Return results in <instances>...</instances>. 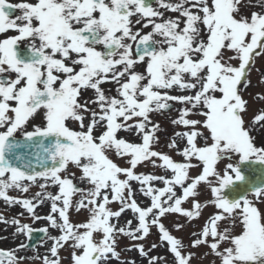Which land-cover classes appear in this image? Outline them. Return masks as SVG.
Returning <instances> with one entry per match:
<instances>
[{"label": "snow or ice", "instance_id": "1", "mask_svg": "<svg viewBox=\"0 0 264 264\" xmlns=\"http://www.w3.org/2000/svg\"><path fill=\"white\" fill-rule=\"evenodd\" d=\"M258 60L264 0H0V264H264Z\"/></svg>", "mask_w": 264, "mask_h": 264}, {"label": "flooded vegetation", "instance_id": "2", "mask_svg": "<svg viewBox=\"0 0 264 264\" xmlns=\"http://www.w3.org/2000/svg\"><path fill=\"white\" fill-rule=\"evenodd\" d=\"M10 2H18V0H10ZM13 195H17V193H13ZM4 210V206L2 204H0V211H3ZM22 209H19V208H15L13 209L11 212H9L8 214L9 215H14L15 213L21 211ZM37 211L40 213V214H46L47 211H48V208L45 206V207H41V208H38ZM25 222H29L31 223L30 221H25ZM46 226V222L45 221H39L35 224H32V227L34 229H40L42 227ZM3 228H4V225H0V236H9V233L11 232V229H8L7 232L3 231ZM49 231L51 232L52 235H56L57 233L52 230V229H49ZM22 240H24L25 242H28L27 241V238L26 237H21ZM9 240L12 241V237L9 236ZM16 243H19V241H13L12 243H8V242H3V241H0V248H10V247H13L14 244ZM51 241H45L43 243V245H39V243L37 244V247L35 249V253H39V254H46V249L47 247L50 245ZM34 252L32 251H28L26 254L29 255V256H32L35 254ZM25 253H21V255H24Z\"/></svg>", "mask_w": 264, "mask_h": 264}, {"label": "rangeland", "instance_id": "3", "mask_svg": "<svg viewBox=\"0 0 264 264\" xmlns=\"http://www.w3.org/2000/svg\"><path fill=\"white\" fill-rule=\"evenodd\" d=\"M262 65H264V61H259V60H258L256 67L259 68V67H261ZM258 77H259V73H257V72L254 70L253 73H252V79H253V82H254V83L257 81ZM251 91H252L253 93H257V92H260V91H261V88H259V87H257V88H252ZM258 107H259V105L254 103V104H253V111H254L256 108H258ZM169 130H170V129H169ZM176 159H180V158H179V157H176ZM79 219L83 220L84 217L81 216V217H79ZM63 254H64L65 256H67V253H63ZM128 255L131 256V257H135V256H136V254H134V253H128ZM36 264H39V261H37ZM205 264H207V262H205Z\"/></svg>", "mask_w": 264, "mask_h": 264}]
</instances>
